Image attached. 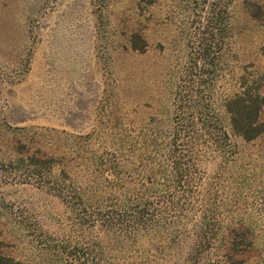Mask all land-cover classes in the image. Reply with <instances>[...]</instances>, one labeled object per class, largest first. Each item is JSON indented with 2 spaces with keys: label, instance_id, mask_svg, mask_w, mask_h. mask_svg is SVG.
Masks as SVG:
<instances>
[{
  "label": "rangeland",
  "instance_id": "374dc122",
  "mask_svg": "<svg viewBox=\"0 0 264 264\" xmlns=\"http://www.w3.org/2000/svg\"><path fill=\"white\" fill-rule=\"evenodd\" d=\"M215 3L0 0V238L17 264L132 263L28 163L65 158L76 172L108 115L138 125L162 107H221L243 70L264 77V0H231L226 17Z\"/></svg>",
  "mask_w": 264,
  "mask_h": 264
},
{
  "label": "trees",
  "instance_id": "16d2710c",
  "mask_svg": "<svg viewBox=\"0 0 264 264\" xmlns=\"http://www.w3.org/2000/svg\"><path fill=\"white\" fill-rule=\"evenodd\" d=\"M230 2L215 3L224 17ZM263 88L243 70L221 107H162L138 125L108 115L76 172L31 156L29 177L120 240L129 264H264ZM3 246L0 264H17Z\"/></svg>",
  "mask_w": 264,
  "mask_h": 264
}]
</instances>
